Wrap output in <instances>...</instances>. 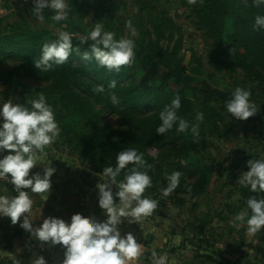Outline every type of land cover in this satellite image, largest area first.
Segmentation results:
<instances>
[{"label": "trees", "instance_id": "trees-1", "mask_svg": "<svg viewBox=\"0 0 264 264\" xmlns=\"http://www.w3.org/2000/svg\"><path fill=\"white\" fill-rule=\"evenodd\" d=\"M247 1L251 3L249 7H245L241 0H195L192 12L194 26L202 40L210 43L207 44L208 61L205 63L203 59L193 56L192 61L196 62V66L190 72L182 65V36H176V21L165 12L149 13L147 21L138 26V36L132 38L136 44L135 60L122 67L119 73H109L95 61H83L82 53L92 42L80 44L84 38L78 32H73L75 18L81 12V9L73 10L77 0L69 1L70 15L65 23L70 29L67 31L72 35L74 49L78 47L79 51H73L66 63L54 66L49 71L35 69L34 64L40 56L42 45L55 40L57 34L39 24L31 27L30 22L25 20L9 25L6 33L0 36V60H16L18 71L24 70L38 80H48L45 87L38 89L22 86L27 96L20 95L19 103L31 101L32 95L37 96L39 92H43L47 101L54 104L53 110L60 129L54 143L73 153L80 163L89 162L93 172L103 174L104 167L114 166L118 152L135 148L138 153H143L147 164L151 166L147 171L152 178V186L145 190L144 196L156 198L168 186L169 175L186 167L192 168L199 175L194 182L182 184V193L192 197L199 196L216 176L222 174V164L229 163L225 156L220 157L219 163L215 160L206 162L201 158L208 148L209 137L221 138L226 128L225 125L221 127L220 123L222 113L226 112L224 104L231 99L232 94L210 86L206 79L215 73L240 71L264 93V29L254 27L255 17L264 16V5L255 7L253 0ZM46 10L48 14L44 15L45 20L50 16V10ZM229 20L238 29L247 32L251 40L257 41L258 46L254 50L256 58L253 61L249 62L246 54L241 52L243 46L237 35L228 34L225 29V22ZM113 31L115 38L120 39L122 33L115 29ZM73 59L79 61V65H71L69 60ZM146 62L162 71L161 78L154 84L132 77L129 73L133 65ZM202 72H206V76H202ZM124 78L130 79L128 83L120 82ZM0 79L10 81L11 73H0ZM113 80L116 88L109 90L108 84ZM97 84H103L106 92L94 93L93 88ZM173 85L179 86L177 93L173 90ZM108 91L116 93L118 104L111 103ZM177 96L181 100L177 115L189 121L190 125L197 123V112L204 113L198 138H194L190 130L177 131V125L164 135L156 134L155 130L161 123L160 111ZM194 100H198L196 107L192 103ZM103 110L131 123L133 126L130 131H119L105 123ZM100 124L103 128H99ZM174 143H178V146L172 147ZM149 148L159 150L156 157L150 156ZM175 158L179 159L176 160L177 163H173ZM180 160L185 162L186 167L181 166ZM122 179L123 172L117 177V182ZM181 179L180 175V183ZM241 195L247 199L257 196L244 186ZM161 206L162 203L159 202L157 207ZM22 236L23 232L20 230L0 228V249H11L13 241ZM217 264L244 263L239 259L219 258Z\"/></svg>", "mask_w": 264, "mask_h": 264}, {"label": "rangeland", "instance_id": "rangeland-1", "mask_svg": "<svg viewBox=\"0 0 264 264\" xmlns=\"http://www.w3.org/2000/svg\"><path fill=\"white\" fill-rule=\"evenodd\" d=\"M241 1L245 7L251 5L247 0ZM194 2L190 0H77L73 10L81 9V12L79 17L75 18L73 32H78L80 37L85 38L93 26L99 22L104 25L106 31L115 33L114 29L119 30L122 33L121 38L132 39L138 36L137 28L147 21L149 13L165 12L176 21L178 27L176 36H182V52L184 53L182 65L186 66L187 72H190L196 66V62L192 61L193 56L203 59L205 63L208 61L207 44L210 43L202 40L194 26L192 20ZM33 7V0H0V36L6 33L9 25L22 20L30 22L31 27L39 24L40 27L54 34L67 31L65 22L52 21L53 14L50 9H48L50 10L49 19H44L43 22L38 21L31 15ZM44 12L47 16L46 9ZM129 21L137 32L136 37H131L129 34L126 26ZM224 27L228 34L237 35L243 46L241 52L246 54L249 62L253 61L256 58L254 50L258 46L257 41L251 40L248 33L238 29L233 21L225 22ZM15 61L11 58L0 60V73H11L10 81L0 79V96L5 101L11 98L14 102H20V95L27 96L22 86L38 89L45 87L48 80H38L24 70L18 71ZM69 62L71 65L80 63L74 59ZM129 73L132 77L141 78L150 84H154L162 76L161 69L148 62L133 65ZM205 74L206 72H202V76H206ZM129 80L124 78L120 82L126 84ZM206 81L214 88L229 92H233L237 87L249 90L250 101L255 105L257 113L246 121H239L231 118L229 113H222L223 119L220 126L225 125L226 128L221 138L209 137L208 148L202 153L201 158L206 162L215 160L219 163L225 156L229 163L222 164L221 169L224 171L211 181L202 194L192 197L182 193V184L194 182L199 174L192 168H187L185 162L180 160L179 163L186 169L177 171L182 176L181 183L170 195L164 196L161 191L156 198L143 195L156 200L157 204L161 202L162 206L157 207L152 215L142 218L139 225L126 223L121 225L122 232L131 231L136 236L143 250L138 260L131 264H151L153 249L158 255L168 257L167 264H217L219 258L239 259L244 264H264V228L250 236L246 226L247 217L243 222H234L239 212L247 211L248 215H251L246 204L247 198L241 195L242 185L238 184L237 180L243 172L248 170V160L264 159V93L240 71L215 73ZM179 89L178 85H173L176 93ZM36 98L38 97L32 95V99ZM198 98L201 99V96ZM48 103L54 106L52 102ZM192 103L194 107L198 106V100ZM56 106L59 109L58 101ZM104 117L105 123L119 131L124 129L130 131L133 126L108 111H104ZM99 128H103V125L100 124ZM177 146L178 143L172 145V147ZM46 150L49 155L45 157V163L33 168L30 174L31 172L42 173V167L50 166L51 161L56 172L51 178L52 186L49 192L32 194L31 218L34 220V225L42 223L47 216H58L69 220L71 215L77 212L86 217L95 216L103 220L105 217L97 206L95 189V185L101 182L99 177L103 174L94 172L95 177L94 173H91L93 170L89 162L80 163L73 153L57 146L54 142L46 146ZM158 152L156 148H149V154L153 158ZM176 160L179 159L175 158L173 163H177ZM8 191L11 196H14L10 190ZM255 197L261 199L264 195L257 194ZM178 201L181 203L179 204ZM13 230L25 232L20 226ZM25 234H27L31 252L21 258L24 264H27L33 252L44 255L49 260V264H58L59 259L62 258L59 246L56 249L41 250L30 234L27 232Z\"/></svg>", "mask_w": 264, "mask_h": 264}, {"label": "clouds", "instance_id": "clouds-1", "mask_svg": "<svg viewBox=\"0 0 264 264\" xmlns=\"http://www.w3.org/2000/svg\"><path fill=\"white\" fill-rule=\"evenodd\" d=\"M194 2V0H190ZM31 15L38 21L45 19L44 10L53 12L52 21L66 22L70 14L69 0H33ZM255 7L264 5V0H253ZM131 37L137 32L129 21L126 25ZM254 27L264 29V16L255 17ZM92 43L82 53V60L95 61L107 72L119 73L121 68L132 64L135 60L134 39L115 38V34L104 29L102 23H96L80 44ZM79 48L73 47L72 35L60 31L57 38L45 42L40 50V56L35 61L37 70L49 71L54 66L63 65ZM116 88L115 80L108 84V89ZM93 92H106L103 84H97ZM251 92L237 87L231 94V99L224 104L226 112L239 121H246L257 113L255 105L250 101ZM113 105L119 103L115 92L108 91ZM36 99L19 103L13 99L5 101L0 96V179H8L15 196L0 194V217L10 218L11 224L19 226L37 242L43 250L56 249L59 246L62 258L58 264H131L142 255L141 244L131 232H122L121 225H139L144 217L152 215L157 207V201L143 197L145 190L152 186V178L147 169L143 153L135 148H126L117 153L114 166L104 167L103 176L95 185L97 206L105 217L103 220L95 216L86 217L74 213L69 220L58 216H47L39 225H34L31 218L33 207L32 194L49 192L52 186L51 178L56 172L52 166L42 167L41 172L30 171L45 163L49 155L46 146L51 145L59 136L60 129L55 118L53 107L47 102L43 92ZM181 108L179 96L165 105L159 113L161 123L156 128V134L164 135L177 125V131L190 130L194 138L199 137V126L204 120V113L197 112V123L177 115ZM248 170L243 172L237 183L249 188L253 193L264 195V159L247 161ZM141 169H145L141 171ZM123 172V179L117 182V177ZM180 173L173 172L168 177V186L162 190L164 196L170 195L180 183ZM115 189V191H114ZM0 190V193L6 192ZM143 197V198H142ZM247 211L236 214L235 221L243 222L247 217L248 234L254 235L264 228V199L252 196L246 201ZM243 226V225H241ZM16 253L0 250V264H24ZM166 255H158L155 249L151 252V264H167ZM27 264H49L44 255L33 252Z\"/></svg>", "mask_w": 264, "mask_h": 264}, {"label": "crops", "instance_id": "crops-1", "mask_svg": "<svg viewBox=\"0 0 264 264\" xmlns=\"http://www.w3.org/2000/svg\"><path fill=\"white\" fill-rule=\"evenodd\" d=\"M91 173H94V172L92 171ZM94 175H95V173H94ZM95 177H96V175H95ZM2 189L7 190L6 187L0 185V190H2ZM0 194H6L8 196H11V194L8 190L6 192L0 193ZM0 227L5 228V229H9V230H13L16 227H19V222L16 225H12L10 218L0 217ZM13 243H14V245L12 246L11 250H7V251L10 253H16V250L18 248L21 249V252L17 256L18 259H21L22 257H24V255L26 253L31 252V249H29V242H28L27 234H25V232H23L22 237L17 238L16 240L13 241Z\"/></svg>", "mask_w": 264, "mask_h": 264}, {"label": "built area", "instance_id": "built-area-1", "mask_svg": "<svg viewBox=\"0 0 264 264\" xmlns=\"http://www.w3.org/2000/svg\"><path fill=\"white\" fill-rule=\"evenodd\" d=\"M0 185L10 190L14 194V196L17 195V192L14 190L11 182L8 179H0Z\"/></svg>", "mask_w": 264, "mask_h": 264}]
</instances>
